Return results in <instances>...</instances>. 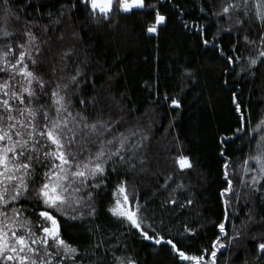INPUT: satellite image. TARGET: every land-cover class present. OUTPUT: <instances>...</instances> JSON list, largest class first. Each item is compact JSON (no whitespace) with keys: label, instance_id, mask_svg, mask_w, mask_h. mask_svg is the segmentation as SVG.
Listing matches in <instances>:
<instances>
[{"label":"trees","instance_id":"obj_1","mask_svg":"<svg viewBox=\"0 0 264 264\" xmlns=\"http://www.w3.org/2000/svg\"><path fill=\"white\" fill-rule=\"evenodd\" d=\"M142 1L0 0V264H264V0Z\"/></svg>","mask_w":264,"mask_h":264},{"label":"rangeland","instance_id":"obj_2","mask_svg":"<svg viewBox=\"0 0 264 264\" xmlns=\"http://www.w3.org/2000/svg\"><path fill=\"white\" fill-rule=\"evenodd\" d=\"M89 8L92 12L108 15L113 8H118L121 11H130L132 8H135V2L137 0H87ZM142 0H140V8L142 6ZM113 211L116 215L123 217H130L132 220V212L129 209L128 202L123 200H117L114 205ZM53 227V226H52Z\"/></svg>","mask_w":264,"mask_h":264},{"label":"water","instance_id":"obj_3","mask_svg":"<svg viewBox=\"0 0 264 264\" xmlns=\"http://www.w3.org/2000/svg\"><path fill=\"white\" fill-rule=\"evenodd\" d=\"M139 6H140V0H137V1L135 2V8H138ZM148 33L152 35V34L154 33V29H152V28L149 29ZM134 225H135V223H134ZM260 249H261V250H264V245L261 246Z\"/></svg>","mask_w":264,"mask_h":264}]
</instances>
